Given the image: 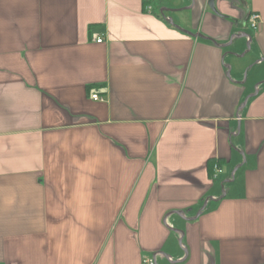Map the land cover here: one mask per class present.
<instances>
[{"label":"crops","instance_id":"obj_1","mask_svg":"<svg viewBox=\"0 0 264 264\" xmlns=\"http://www.w3.org/2000/svg\"><path fill=\"white\" fill-rule=\"evenodd\" d=\"M259 59L264 0H0V264H264Z\"/></svg>","mask_w":264,"mask_h":264},{"label":"water","instance_id":"obj_2","mask_svg":"<svg viewBox=\"0 0 264 264\" xmlns=\"http://www.w3.org/2000/svg\"><path fill=\"white\" fill-rule=\"evenodd\" d=\"M166 11L172 12V11H174V10L164 8V10H163V9L160 10V13L163 15V12H166ZM165 20H166V22H167L168 24H170V25H174V23H173V21H172L171 18H165ZM174 26H175V25H174ZM175 27L178 28L179 30L183 31L180 27H178V26H175ZM184 32H185V31H184ZM186 33H188V32H186ZM188 34L191 35V36H193V37L203 38L201 35H196V36H195V35H193V34H191V33H188ZM237 38H241V39H243V38H248V40H249V36L246 35V34H243V35L237 36ZM227 47H230V44H228ZM249 52H250V48H249L248 45H246V51H245L244 53H242V54H236V53H232V52H230L229 55H232L233 57L239 59V58H242L244 55L248 54ZM263 63H264V59H259V60L256 62L257 65H261V64H263ZM228 70H229V69H228ZM258 73H259L260 75H263V76H264V67H261V68L259 69ZM228 74H229V71H228ZM263 83H264V81H263ZM247 99H248V98H247ZM247 99H246V100H247ZM246 100H245V102H246ZM245 102H244V103H245ZM243 105H244V104H243ZM236 169H237V168H235V169L233 170L232 175H231V179H230L229 181H232ZM223 195H224V194H222V196H223ZM222 196H221V197H222ZM204 208H205V206H203V207L197 212V214L195 215V217L192 218V219H196V218H198L199 215L203 212ZM174 213H175L176 215L180 216V217L183 216V213H182V212H174ZM178 233H179V235H180L179 245H181V243H182L183 233H182V232H178ZM163 256H164V255H163ZM164 257H165L166 259H169L167 256H164ZM173 263H176V262H173Z\"/></svg>","mask_w":264,"mask_h":264},{"label":"rangeland","instance_id":"obj_3","mask_svg":"<svg viewBox=\"0 0 264 264\" xmlns=\"http://www.w3.org/2000/svg\"><path fill=\"white\" fill-rule=\"evenodd\" d=\"M162 222H163V220H162ZM165 224H162L164 227L166 226V230L168 231V233L171 235V246H172V248H173V250L174 251H178V252H183L184 253V251H186L187 252V258H186V260L184 261V262H182V263H178V264H190L191 263V261H192V257H191V255H190V252H189V250L188 249H186V246H185V242H184V236H183V238H182V243H181V245H179V239H180V235H179V238H177V235H178V233L177 232H182L183 234H184V232L183 231H178L177 229H174V227L173 226H170L167 222H166V218H165V222H164ZM185 249V250H184ZM163 255L164 256H167V257H170V256H168V254H165V253H163ZM170 255V254H169ZM150 259H151V256H150V258H146V260L147 261H150ZM152 260V259H151ZM164 260L168 263V264H171L170 262H169V259H166L165 257H164Z\"/></svg>","mask_w":264,"mask_h":264},{"label":"built area","instance_id":"obj_4","mask_svg":"<svg viewBox=\"0 0 264 264\" xmlns=\"http://www.w3.org/2000/svg\"><path fill=\"white\" fill-rule=\"evenodd\" d=\"M248 23H249V27L252 29V30H256L257 28V25L259 23V16L255 13H251L249 16H248ZM95 39V42L100 44L102 43V39L101 38H94ZM92 100L94 101H103V99L101 97H99L98 95L94 94L91 96ZM221 173V169L217 166L214 167V175L213 177H216L218 174ZM145 264H154L151 260L150 261H147L145 260L144 261Z\"/></svg>","mask_w":264,"mask_h":264},{"label":"trees","instance_id":"obj_5","mask_svg":"<svg viewBox=\"0 0 264 264\" xmlns=\"http://www.w3.org/2000/svg\"><path fill=\"white\" fill-rule=\"evenodd\" d=\"M207 166H208V170L210 172V175L213 176L214 175V167L217 166L220 168V163H219V161L210 160V161H208ZM211 173H213V174H211Z\"/></svg>","mask_w":264,"mask_h":264},{"label":"bare ground","instance_id":"obj_6","mask_svg":"<svg viewBox=\"0 0 264 264\" xmlns=\"http://www.w3.org/2000/svg\"><path fill=\"white\" fill-rule=\"evenodd\" d=\"M258 15V14H257ZM100 97V96H99Z\"/></svg>","mask_w":264,"mask_h":264}]
</instances>
